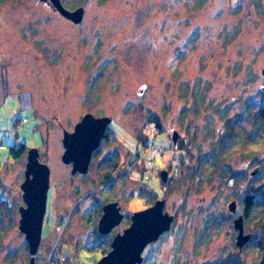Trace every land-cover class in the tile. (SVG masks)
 Instances as JSON below:
<instances>
[{
	"label": "rangeland",
	"instance_id": "374dc122",
	"mask_svg": "<svg viewBox=\"0 0 264 264\" xmlns=\"http://www.w3.org/2000/svg\"><path fill=\"white\" fill-rule=\"evenodd\" d=\"M82 4L84 19L76 25L47 1L0 2V201L12 207L2 216L0 264H30L32 258L18 214L28 152L19 161L9 154L19 143L38 148L51 169L35 264H94L105 243L88 245L108 235L98 230L104 203L118 201L127 214L114 237L135 211L157 199L166 200L174 221L146 247L142 264L251 261L257 249L239 250L234 220L241 207L233 213L229 203L246 195L256 169L257 184L264 186V152L256 162L234 155L220 169L207 163L191 182L187 175L198 156L210 154L227 120L249 102L238 132L251 130V115L264 101V0ZM90 112L112 118L109 140L88 173L73 175L62 160L64 131ZM143 141H149L144 148ZM114 154L120 167L109 182L99 164ZM235 173L245 179L238 186L229 178ZM50 214L54 222L47 221ZM58 240H64L60 252L52 253Z\"/></svg>",
	"mask_w": 264,
	"mask_h": 264
},
{
	"label": "water",
	"instance_id": "95a60500",
	"mask_svg": "<svg viewBox=\"0 0 264 264\" xmlns=\"http://www.w3.org/2000/svg\"><path fill=\"white\" fill-rule=\"evenodd\" d=\"M43 1H49L57 12L74 24L82 23L85 14L84 6L69 9L62 0ZM111 121L110 116H95L93 113H86L75 124L73 131H64L65 151L62 160L65 164L72 165L73 175L88 173L93 155L99 149L102 139L107 136ZM179 136V131H173L172 140L175 144ZM257 172L256 169L252 175ZM24 174L21 190L25 205L19 208L21 215L19 229L29 243L32 255L30 264H35V255L43 234L51 178V169L47 163L40 160L38 148L29 149ZM160 177L163 182H167L169 171L163 169ZM165 204V199H157L153 205L135 211L131 216L130 225L113 237L110 251L94 264H142L146 247L171 229L174 216L165 210ZM237 206L236 200L231 201L230 211L235 213ZM123 218L124 214L121 212L118 201L107 202L103 206V213L99 219V232L104 235L110 234L115 227L121 224ZM234 228L238 232L236 245L242 251L251 239V234L245 232L242 215L234 220Z\"/></svg>",
	"mask_w": 264,
	"mask_h": 264
},
{
	"label": "trees",
	"instance_id": "16d2710c",
	"mask_svg": "<svg viewBox=\"0 0 264 264\" xmlns=\"http://www.w3.org/2000/svg\"><path fill=\"white\" fill-rule=\"evenodd\" d=\"M1 1L2 0H0V2ZM83 1L85 2L86 0H62L63 4L69 9H75L79 6H82V3H84ZM248 104L246 103L243 105L244 111L242 114H240L238 117L230 118L225 122L226 131L217 140L213 141L210 154L198 156L197 163H195L193 167L194 169L190 174L187 175L191 180L188 177H185L184 179L190 180V182L197 180L199 175H204V167L207 163H210L211 165L220 169L234 155L251 159L252 162L258 161L259 156L264 152V101L262 102L259 111H257L256 114L251 115V130L239 133V121L247 117V115H250V111L248 110L250 108V104ZM152 120H149L150 123H152ZM228 126L229 130L227 131ZM156 127L159 129L161 128L160 125H156ZM148 144L149 141H143L141 146L144 148ZM26 152H28V150L26 144L24 143L9 146V154L16 161H19V159H21V157H23ZM139 153H141L139 150L135 152V154L140 158ZM93 160L91 163L95 161ZM119 161L120 160L117 155L114 154L104 157V160L99 164V167H104V172L107 174L106 180L109 182L112 181L114 175L117 173L118 167H120ZM25 164L26 163H24V165ZM133 164L134 163L132 162L131 165ZM260 174L261 173H257V176L249 181L250 185L246 195L243 197L237 196L239 202L236 200L238 205L241 207V212L238 214V216L242 215L244 217L245 232L251 234V240L244 246L243 251L251 246V244H253L257 249L253 259L243 264H264V186L257 184ZM229 178H231L234 182V185L237 186L245 180L241 177L240 173L231 174V176L229 175ZM153 191L156 193L154 195L159 194L154 189ZM10 208H12L11 205L0 201V235H2V237L3 235H6V232L1 233L3 229H5L2 216L11 213L12 211ZM19 212L20 211L18 207V214ZM112 239L113 236L111 234H108L104 237L102 236L101 238L97 239L96 244H93L91 247L88 245V250H92L93 248L95 249L96 246L93 247L94 245H97V243L100 245L101 242H104V248L99 250L101 255H105L111 249ZM144 262H146V258Z\"/></svg>",
	"mask_w": 264,
	"mask_h": 264
},
{
	"label": "flooded vegetation",
	"instance_id": "af4514ba",
	"mask_svg": "<svg viewBox=\"0 0 264 264\" xmlns=\"http://www.w3.org/2000/svg\"><path fill=\"white\" fill-rule=\"evenodd\" d=\"M48 3H49V1H47ZM64 17V16H63ZM65 19H67L66 17H64ZM68 21H69V19H67ZM76 25H78V24H76ZM1 92V91H0ZM90 113H92V112H90ZM86 114V113H85ZM84 114V115H85ZM96 116V115H95ZM99 116H106V115H99ZM83 117V116H82ZM81 117V118H82ZM112 119V118H111ZM81 120V119H80ZM79 122V121H78ZM112 123V122H111ZM111 125V124H110ZM110 125H109V127H108V129H107V136L106 137H104L103 139H102V141H101V144H102V142H103V140L104 141H108L109 140V136H110ZM74 130V129H73ZM72 130V131H73ZM101 144H100V147H99V149L94 153V155H93V158H92V160L94 159V157L99 153V151H100V149L102 148L101 147ZM92 162V161H91ZM112 201H114V200H112ZM109 202V201H108ZM107 203V202H106ZM106 203H104V205L106 204ZM20 205H25V202H24V200H23V196H22V203L20 204ZM20 205H19V208H20ZM103 205V206H104ZM47 207H48V201H47ZM51 208H52V206H51ZM74 209H76L75 207H72L71 208V213L73 214L74 213ZM103 212V211H102ZM121 212L123 213V210H122V208H121ZM47 213V212H46ZM52 214V213H51ZM50 214V217H49V219L47 218V221H49V220H51V218H52V215ZM124 214V218H123V220H122V222L126 219V213H123ZM60 216H63V213H61L60 214ZM66 217V216H65ZM64 217V218H65ZM55 219H56V217H53V219L51 220V222H54L55 221ZM45 220H46V216H45ZM61 224H63L62 222H64V220L62 219L61 221ZM121 222V223H122ZM131 223V217H129V224ZM44 224H45V221H44ZM119 226V225H118ZM117 226V227H118ZM60 227H61V225H60ZM65 227V226H64ZM116 229V227L113 229V231ZM54 233V232H53ZM44 240H43V235H42V239H41V243H40V246H41V244H43L44 242H43ZM62 241H64V240H58V242L56 241V244H55V247L52 249L53 251H52V253H57V252H60L59 250H57V248H58V244L59 243H61ZM60 245V244H59ZM40 246H39V248H38V251H37V253L36 254H38L39 253V249H40ZM103 256V254L100 256V257H102ZM145 257V256H144Z\"/></svg>",
	"mask_w": 264,
	"mask_h": 264
},
{
	"label": "built area",
	"instance_id": "2783aa9c",
	"mask_svg": "<svg viewBox=\"0 0 264 264\" xmlns=\"http://www.w3.org/2000/svg\"><path fill=\"white\" fill-rule=\"evenodd\" d=\"M1 142H2V141L0 140V145H1Z\"/></svg>",
	"mask_w": 264,
	"mask_h": 264
}]
</instances>
